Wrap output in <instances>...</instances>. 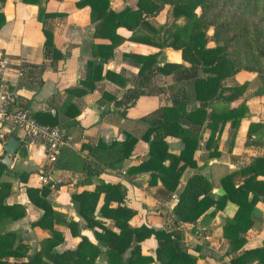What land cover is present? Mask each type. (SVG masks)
<instances>
[{
    "label": "crops",
    "instance_id": "obj_1",
    "mask_svg": "<svg viewBox=\"0 0 264 264\" xmlns=\"http://www.w3.org/2000/svg\"><path fill=\"white\" fill-rule=\"evenodd\" d=\"M76 1L47 0L42 3L45 12L63 14L47 20L57 54L51 50L45 54L42 25L37 20L39 7L23 3L22 0H0V14L4 17L0 28V56L9 62L3 72V80L14 92V104L29 110L34 117L42 114L56 118V127L65 135V144L54 164L46 160L45 147L42 144L26 142L21 145L16 136L13 137L19 141V146L9 166L2 163L5 153L0 152V164L4 166L0 183L11 185L4 203L21 205L25 209V215L20 219L12 220L7 217L0 220V234L13 232L17 238L15 245L20 242L27 247L25 257L16 261L26 260L49 237L47 230L30 226L41 217L42 211L30 203L25 191L26 187H44L49 191L46 199L53 211L65 220L54 225L64 239L55 251L76 247L80 239L73 236L66 225L67 221H74L77 223L79 235L85 236L101 249L95 264H106L105 247L99 245L94 236L95 231H100L99 228L86 227L71 200L72 193L92 191L101 183L118 186L123 200L120 204L113 202L110 206H124L133 210L135 214L129 221L131 227L144 224L156 230L163 229L180 234L183 249L197 258L196 264H232L231 258L241 251L264 248L263 199L253 209L252 227L244 234L245 245L235 254L230 251L228 242L222 235L225 221L232 219L236 212L235 204L227 201L222 210L214 213L211 208L194 223L177 221L173 214L178 192L189 175H204L211 183L210 194L216 200L224 195L220 179L238 172L253 157L262 154L264 145L261 142L264 138L261 139V133L252 136L245 144L250 123L264 124V93L255 94L259 79L247 72L225 78L222 82L224 87H235L246 82L245 91L233 102H214L207 106V112L235 108L241 103L247 107L246 117L240 120L234 135L230 121H227L220 133H215L214 143L208 146L206 142L211 133L206 125L208 120L201 126L182 123V128L197 139L193 154L196 167H187L176 190L171 192L158 178L153 180L149 173L130 172L129 168L137 166L148 155V144L140 139L147 126L139 119L148 116L149 121L157 120V111L162 105H170L171 93L177 89L187 96V113L198 108L199 103L193 99L192 88L175 75H164L156 71H152L151 77L147 75L146 79H141L138 57L153 56L160 50L152 45L132 41V32L123 27L116 30L122 41L112 47L109 57L103 59L107 54L101 57L103 52L97 47L111 43L95 36L97 23L90 21L89 7L77 8ZM127 4L133 5L132 2ZM127 4L123 0H112L111 8L119 11ZM166 7L169 6H165L155 17L148 19V22L153 26L171 24L157 20ZM97 52L100 54H95ZM91 62L94 67L99 66L100 70L94 73L96 78L93 89L89 90L83 83L87 82ZM164 63L182 64L180 51L163 49L156 65L162 66ZM255 79L258 83L256 82L257 86L250 95L249 83ZM124 110L125 116H122ZM126 134L136 137L137 143L120 166L109 167L103 161L108 150L100 148L102 145L108 146L112 142L122 141ZM6 140L1 141V144ZM165 142L168 152L173 155H178L183 149V142L178 137L167 136ZM17 172L27 174L26 183L15 176ZM241 181V176L234 178L235 184ZM100 197L95 220L118 232L111 220L99 216L102 195ZM155 248L154 237L141 243V253L145 256L153 257ZM126 256L127 253L124 258ZM250 264L258 262L253 261Z\"/></svg>",
    "mask_w": 264,
    "mask_h": 264
},
{
    "label": "trees",
    "instance_id": "obj_2",
    "mask_svg": "<svg viewBox=\"0 0 264 264\" xmlns=\"http://www.w3.org/2000/svg\"><path fill=\"white\" fill-rule=\"evenodd\" d=\"M46 1L22 0L23 3L39 7L37 20L42 25L45 54L49 50L57 54L47 20L63 14L45 12L42 3ZM111 1L75 2L77 8L89 7L90 21L97 23L95 36L111 43L98 46V50L103 53L95 54H100L101 57L107 54L103 59L109 57L112 47L122 41L116 30L123 27L132 32V41L152 45L160 50L153 56L138 57L141 79H146L147 75L151 77L152 71L175 75L191 86L193 99L199 103L198 108L187 113V96L177 89L171 93L170 105H162L157 111V120L149 121L148 116L139 119L147 126L140 139L148 144V155L137 166L129 168V171L149 173L151 179L158 178L164 187L174 192L184 170L187 167H196L193 154L197 139L182 128V123L201 126L208 120L206 125L211 133L206 145L211 146L215 141V133H220L225 122L230 121L234 135L240 120L247 114V107L242 103L235 108L207 112V106L214 102L235 101L247 86L244 82L239 86L224 87L223 80L236 73L247 72L259 79L255 94L264 93V0H123L126 4L134 2L132 6L127 4L119 11L111 8ZM165 6L171 8V24L151 25L148 19L155 17ZM3 23L4 17L0 14V28ZM166 48L180 51L182 64L164 63L157 66V58ZM98 67H94L92 62L89 63L87 82L83 83L89 90L93 89L96 78L94 73L100 70ZM122 116H125V110ZM35 118L45 125H57L56 118L51 116L40 114ZM258 132L263 139L264 124L250 123L245 144ZM167 136L178 137L183 142V149L178 155L168 152L165 142ZM137 141L136 137L126 134L120 142L102 145L100 149L108 150L103 161L109 167L120 166L130 155ZM25 143L20 142L21 145ZM261 144L264 145V141ZM3 167L0 164V175ZM237 175L242 177L239 184L234 183ZM15 176L26 183L27 174L17 172ZM220 185L224 189V195L214 200L210 194V181L202 174L189 175L178 192L173 214L177 221L194 223L211 208L214 213L222 210L227 201L235 204V214L232 219L226 220L222 227L223 238L227 240L230 251L235 254L245 245L244 234L252 227L256 203L264 200V149L260 156L253 157L249 164L238 172L222 177ZM10 189V184L0 183V220L7 217L17 220L25 215L23 206L4 203ZM25 191L30 203L42 211L41 217L30 226L47 230L49 237L44 240L38 251L19 262L16 260L25 257L26 245L20 242L15 245L17 238L13 232L0 234V264H95L101 249L85 236L79 235L77 223L74 221H67L66 225L71 234L80 239L76 247L61 252L55 251L64 239L54 225L65 220L53 211L46 199L49 194L47 188L26 187ZM101 195L102 204L98 208V214L111 220L118 232L108 229L94 218ZM71 200L75 203L85 226L99 228L100 231H95L94 236L99 245L105 247L106 264H196L197 258L183 249L180 234L163 229L156 230L144 224L131 227L129 221L135 212L124 206H110L113 202L120 204L123 200V194L117 185L101 183L92 191L72 193ZM150 237L156 240L153 257L141 253V243ZM253 261L264 264V248L243 250L231 258L232 264H250Z\"/></svg>",
    "mask_w": 264,
    "mask_h": 264
},
{
    "label": "built area",
    "instance_id": "obj_3",
    "mask_svg": "<svg viewBox=\"0 0 264 264\" xmlns=\"http://www.w3.org/2000/svg\"><path fill=\"white\" fill-rule=\"evenodd\" d=\"M8 64V60L0 56V141L16 136L20 141L40 143L45 147L46 160L54 164L65 144L64 132L56 126L40 123L29 110L15 106L14 92L3 80Z\"/></svg>",
    "mask_w": 264,
    "mask_h": 264
},
{
    "label": "water",
    "instance_id": "obj_4",
    "mask_svg": "<svg viewBox=\"0 0 264 264\" xmlns=\"http://www.w3.org/2000/svg\"><path fill=\"white\" fill-rule=\"evenodd\" d=\"M18 146H19V141L13 136H9L5 141V143L3 144H1L0 141V152L2 151L5 153L2 159L3 164L9 166L11 162V158L14 156Z\"/></svg>",
    "mask_w": 264,
    "mask_h": 264
},
{
    "label": "rangeland",
    "instance_id": "obj_5",
    "mask_svg": "<svg viewBox=\"0 0 264 264\" xmlns=\"http://www.w3.org/2000/svg\"><path fill=\"white\" fill-rule=\"evenodd\" d=\"M132 3L134 2V1H131ZM171 9L169 8V7H166L164 10H163V12L158 16V19L157 20H159V21H161V22H166V23H171L172 22V18H171ZM258 83V81H257V79H255V81L253 80H251V82L249 83L250 85H249V94L251 95L252 94V91L256 88V86H257V83ZM249 96V95H248Z\"/></svg>",
    "mask_w": 264,
    "mask_h": 264
}]
</instances>
